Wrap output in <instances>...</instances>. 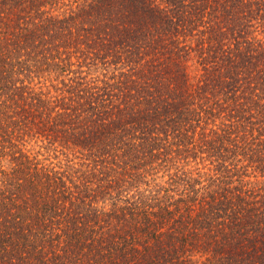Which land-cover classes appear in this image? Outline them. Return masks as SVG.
I'll return each instance as SVG.
<instances>
[{
    "label": "trees",
    "instance_id": "1",
    "mask_svg": "<svg viewBox=\"0 0 264 264\" xmlns=\"http://www.w3.org/2000/svg\"><path fill=\"white\" fill-rule=\"evenodd\" d=\"M0 264H264V0H0Z\"/></svg>",
    "mask_w": 264,
    "mask_h": 264
},
{
    "label": "rangeland",
    "instance_id": "2",
    "mask_svg": "<svg viewBox=\"0 0 264 264\" xmlns=\"http://www.w3.org/2000/svg\"><path fill=\"white\" fill-rule=\"evenodd\" d=\"M41 143H39V145H40ZM29 148H32V150L34 151V152H36V151H41L42 153H46V155L48 154L47 152H46V149H45V147H40V146H33V145H29L28 146ZM51 154H53V152H51ZM60 158H63L62 156L60 157Z\"/></svg>",
    "mask_w": 264,
    "mask_h": 264
}]
</instances>
